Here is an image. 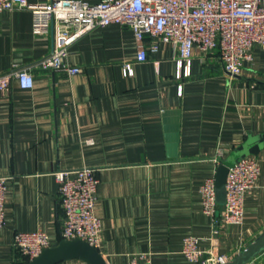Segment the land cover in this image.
<instances>
[{
  "label": "crops",
  "instance_id": "crops-1",
  "mask_svg": "<svg viewBox=\"0 0 264 264\" xmlns=\"http://www.w3.org/2000/svg\"><path fill=\"white\" fill-rule=\"evenodd\" d=\"M147 42L148 59L138 61L133 31L112 23L71 45L68 62L81 72L46 70L40 62L54 50L53 30L37 37L30 10L0 11V75L21 67L34 75L32 88L15 80L0 92V175L8 177L0 264L23 263L14 246L18 231L61 238L57 172L84 166L100 179L98 249L109 264L231 259L264 231V147L241 221L217 225L200 190L221 162L234 164L249 135L264 133V50L256 47L232 75L216 54L195 48L187 74L172 44L160 42L152 51ZM167 110H179L175 158L168 154ZM188 238L197 241L198 260L183 253ZM247 264H264V249Z\"/></svg>",
  "mask_w": 264,
  "mask_h": 264
},
{
  "label": "built area",
  "instance_id": "built-area-1",
  "mask_svg": "<svg viewBox=\"0 0 264 264\" xmlns=\"http://www.w3.org/2000/svg\"><path fill=\"white\" fill-rule=\"evenodd\" d=\"M26 9L33 13V32L37 37L48 36L53 30L54 50L45 56L40 66L74 75L79 66L68 62L71 45L84 34L119 23L129 27L140 46L137 60L146 61L148 45L152 51L159 43L172 44L178 53V63H185L190 72L193 52L198 48L203 54H216L226 71L241 73L246 61L253 57L254 49L264 50V0H0V11ZM23 88L34 86L30 68H14L0 75V92H7L13 81ZM260 162L256 155H247L232 166L226 183V202L218 214L215 176L207 177L201 184L204 211L224 222H239L244 215L245 192L251 188L259 174ZM59 205L63 210L60 225L61 238H80L98 247L102 219L96 213V194L100 179L96 169L84 166L57 172ZM7 176L0 175V227L4 224ZM217 232V229H216ZM53 243L42 230L18 231L14 237L15 248L30 261L43 248ZM197 241L186 239L183 253L198 260L202 255ZM226 255L202 258V264H223Z\"/></svg>",
  "mask_w": 264,
  "mask_h": 264
},
{
  "label": "water",
  "instance_id": "water-1",
  "mask_svg": "<svg viewBox=\"0 0 264 264\" xmlns=\"http://www.w3.org/2000/svg\"><path fill=\"white\" fill-rule=\"evenodd\" d=\"M179 110H167L166 121L169 122L168 130V154L170 158L178 156V128ZM168 116V118H167ZM173 121V123L171 122ZM264 147V133L249 135L247 140L235 150L233 162L247 155H258ZM230 165L221 162L215 173L217 204L222 206L226 202V183ZM218 214L220 211L218 210ZM264 249V231L250 242L234 257L223 264H247ZM71 259H81L89 264H109L98 247L80 238H60L51 246L42 249L39 255L31 259L27 264H59Z\"/></svg>",
  "mask_w": 264,
  "mask_h": 264
},
{
  "label": "trees",
  "instance_id": "trees-1",
  "mask_svg": "<svg viewBox=\"0 0 264 264\" xmlns=\"http://www.w3.org/2000/svg\"><path fill=\"white\" fill-rule=\"evenodd\" d=\"M28 263V261H26V262H23V263H18V264H27Z\"/></svg>",
  "mask_w": 264,
  "mask_h": 264
}]
</instances>
